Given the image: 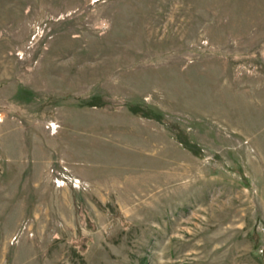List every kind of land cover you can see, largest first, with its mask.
<instances>
[{
    "label": "rangeland",
    "instance_id": "obj_1",
    "mask_svg": "<svg viewBox=\"0 0 264 264\" xmlns=\"http://www.w3.org/2000/svg\"><path fill=\"white\" fill-rule=\"evenodd\" d=\"M0 264H264V0H0Z\"/></svg>",
    "mask_w": 264,
    "mask_h": 264
}]
</instances>
